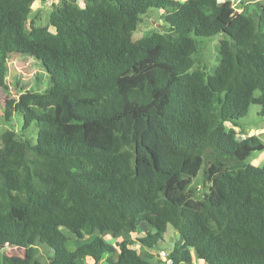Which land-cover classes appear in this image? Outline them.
Here are the masks:
<instances>
[{
  "label": "trees",
  "instance_id": "trees-1",
  "mask_svg": "<svg viewBox=\"0 0 264 264\" xmlns=\"http://www.w3.org/2000/svg\"><path fill=\"white\" fill-rule=\"evenodd\" d=\"M37 1L53 2L45 26ZM152 9L167 31L134 41ZM217 36V61L199 66ZM15 55L50 84L6 101L23 131L1 135L0 253L25 258L0 264H159L124 234L157 249L170 226L169 264H264V165L247 163L264 144L237 131L252 105L264 114V3L0 0V90Z\"/></svg>",
  "mask_w": 264,
  "mask_h": 264
},
{
  "label": "rangeland",
  "instance_id": "rangeland-1",
  "mask_svg": "<svg viewBox=\"0 0 264 264\" xmlns=\"http://www.w3.org/2000/svg\"><path fill=\"white\" fill-rule=\"evenodd\" d=\"M184 1V0H182ZM235 8H241L244 5L251 4L256 5L257 3H264V0H232ZM79 4L83 6V2L79 1ZM53 2H41L37 1L33 4V11L30 16V20L35 21L40 26H45L48 23L49 15L53 8ZM241 9L239 10V12ZM28 30H30V22H28ZM153 31H167L163 20L161 19L160 12L157 10H150L148 15L143 17L142 22L138 26L137 31L134 32L133 40L136 41L142 38L147 33ZM221 37L217 36L208 40L207 50L203 56L197 58V64L201 67H211L217 61V49L220 44ZM9 77H8V89L0 90V145L1 135L6 130H15L21 134L22 128V117L15 114L11 121H7L5 117V105L9 99H17L22 91L33 90L43 92L48 88L50 84V76L45 71L42 63L32 56H20L15 55L9 61ZM239 128L238 138L243 139L252 135H255L264 144V114L261 113V107L252 105L250 111L245 118L238 121ZM33 126L30 130L25 132L27 137H37V129ZM36 129V130H35ZM247 163L254 166L264 165V151L254 152L247 159ZM193 195L195 199H202L205 192L207 191L205 177L203 171L200 175L194 179L193 184ZM148 230L147 226H143L144 229ZM138 235L143 236L141 228L138 229ZM124 238L133 240V248L140 251L142 256L154 263L169 264L168 263V252L169 248L178 240L179 235L173 227H169L167 233L164 236V241L161 242L157 249L143 247L142 243L137 240V236L132 232L124 234ZM81 244L80 241L74 238L70 241V248L78 247ZM6 257L13 259L22 260L25 258V249L6 246L0 253V259L3 260ZM37 257L41 260L46 261L48 259V250L43 246L37 247ZM196 264H204V262L198 260Z\"/></svg>",
  "mask_w": 264,
  "mask_h": 264
},
{
  "label": "built area",
  "instance_id": "built-area-1",
  "mask_svg": "<svg viewBox=\"0 0 264 264\" xmlns=\"http://www.w3.org/2000/svg\"><path fill=\"white\" fill-rule=\"evenodd\" d=\"M221 3H224V2H226V0H219ZM168 263H171V261L170 260H168Z\"/></svg>",
  "mask_w": 264,
  "mask_h": 264
}]
</instances>
